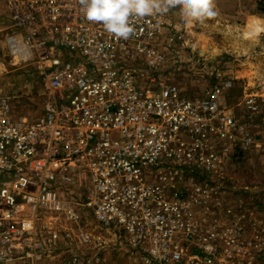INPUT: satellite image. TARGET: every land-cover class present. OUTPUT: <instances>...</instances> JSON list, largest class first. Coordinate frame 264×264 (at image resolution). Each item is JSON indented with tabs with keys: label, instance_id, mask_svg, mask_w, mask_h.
Returning a JSON list of instances; mask_svg holds the SVG:
<instances>
[{
	"label": "built area",
	"instance_id": "obj_1",
	"mask_svg": "<svg viewBox=\"0 0 264 264\" xmlns=\"http://www.w3.org/2000/svg\"><path fill=\"white\" fill-rule=\"evenodd\" d=\"M83 6L0 0L8 53L44 83L36 117L17 116L0 95V264H120L116 253L188 264V242L205 264H256L263 241L223 248L198 226L225 146L253 140L222 88L191 97L159 79L160 11L130 16L125 39Z\"/></svg>",
	"mask_w": 264,
	"mask_h": 264
},
{
	"label": "rangeland",
	"instance_id": "obj_2",
	"mask_svg": "<svg viewBox=\"0 0 264 264\" xmlns=\"http://www.w3.org/2000/svg\"><path fill=\"white\" fill-rule=\"evenodd\" d=\"M211 3L216 15L203 21L186 22L179 7L160 11L166 30L160 44L165 58L158 76L191 97L221 87L222 104L233 110L253 137L240 148L232 143L225 146L223 172L208 180L217 192L213 189L209 201L198 208L202 232H216L223 248L234 247L233 239L239 237L240 245L252 252L254 245L264 242V0ZM43 90V80L30 64L8 53L0 34V95L13 98L17 116L36 117L42 112ZM258 224L263 227L260 231ZM185 247L188 264H205L195 243ZM196 255L200 259L195 261ZM111 259L140 264L136 256L116 253ZM261 259L258 256L256 264Z\"/></svg>",
	"mask_w": 264,
	"mask_h": 264
},
{
	"label": "clouds",
	"instance_id": "obj_3",
	"mask_svg": "<svg viewBox=\"0 0 264 264\" xmlns=\"http://www.w3.org/2000/svg\"><path fill=\"white\" fill-rule=\"evenodd\" d=\"M179 7L186 22L203 21L215 16L211 0H84L82 14L89 21L100 22L104 29L117 38H125L132 33L130 16L144 17L156 11H167Z\"/></svg>",
	"mask_w": 264,
	"mask_h": 264
},
{
	"label": "crops",
	"instance_id": "obj_4",
	"mask_svg": "<svg viewBox=\"0 0 264 264\" xmlns=\"http://www.w3.org/2000/svg\"><path fill=\"white\" fill-rule=\"evenodd\" d=\"M262 228H263L262 225L258 224V230L260 231ZM260 236H261V234H260ZM258 250L260 252L259 256L262 258L260 264H264V248L263 247H258Z\"/></svg>",
	"mask_w": 264,
	"mask_h": 264
},
{
	"label": "bare ground",
	"instance_id": "obj_5",
	"mask_svg": "<svg viewBox=\"0 0 264 264\" xmlns=\"http://www.w3.org/2000/svg\"><path fill=\"white\" fill-rule=\"evenodd\" d=\"M182 252H186V250L185 249H182Z\"/></svg>",
	"mask_w": 264,
	"mask_h": 264
}]
</instances>
